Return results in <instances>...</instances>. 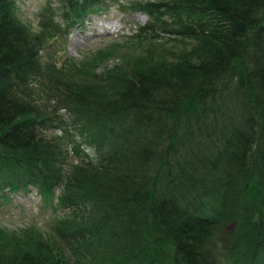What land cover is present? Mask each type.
I'll return each instance as SVG.
<instances>
[{
	"label": "trees",
	"instance_id": "trees-1",
	"mask_svg": "<svg viewBox=\"0 0 264 264\" xmlns=\"http://www.w3.org/2000/svg\"><path fill=\"white\" fill-rule=\"evenodd\" d=\"M58 1L33 30L0 0V200L63 211L0 226V264H264V0ZM109 3L139 49L57 68Z\"/></svg>",
	"mask_w": 264,
	"mask_h": 264
},
{
	"label": "rangeland",
	"instance_id": "rangeland-1",
	"mask_svg": "<svg viewBox=\"0 0 264 264\" xmlns=\"http://www.w3.org/2000/svg\"><path fill=\"white\" fill-rule=\"evenodd\" d=\"M118 1L125 3L130 0ZM16 2L20 18L33 30L38 28L39 13L45 6L56 8L59 5L58 0H16ZM146 20L145 14L120 12L109 3L107 10L90 18L87 17L83 24L74 27L66 38H62L64 43L51 40L46 50L56 67L64 66L66 72L73 67L74 61L78 62L81 59H88L92 63L91 66L96 67V71L103 72L102 70L106 68L118 65L121 56L131 55L134 50L139 49L137 47L140 46L135 39H132V42L127 41L129 36L137 31L138 25L145 23ZM100 53L105 56L101 58ZM57 203V197L51 202L42 201L33 188L28 193L21 191L15 193L5 203L0 200V226L8 231L28 225L46 229L53 217L63 213Z\"/></svg>",
	"mask_w": 264,
	"mask_h": 264
}]
</instances>
